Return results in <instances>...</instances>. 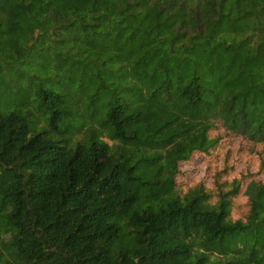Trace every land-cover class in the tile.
Returning <instances> with one entry per match:
<instances>
[{"label":"trees","instance_id":"obj_1","mask_svg":"<svg viewBox=\"0 0 264 264\" xmlns=\"http://www.w3.org/2000/svg\"><path fill=\"white\" fill-rule=\"evenodd\" d=\"M192 256L264 264V0H0V264Z\"/></svg>","mask_w":264,"mask_h":264},{"label":"rangeland","instance_id":"obj_2","mask_svg":"<svg viewBox=\"0 0 264 264\" xmlns=\"http://www.w3.org/2000/svg\"><path fill=\"white\" fill-rule=\"evenodd\" d=\"M37 76H42L41 74L44 73V71H35ZM30 88L32 90H35L39 86V80L37 78H34L30 83ZM31 100H26V103L30 104L29 106V119L32 127H35L37 122L41 119H44L45 115L39 111L37 105L35 102H30ZM45 128V127H41ZM36 129V127L34 128ZM110 220L116 221L119 225L120 231L119 235L113 240L112 244L110 245L111 252H115L117 250H130L133 247L134 244V238L133 233L131 232V226H129L125 220V217H112ZM193 259V256L190 257L188 260H185L182 264H189L191 260Z\"/></svg>","mask_w":264,"mask_h":264}]
</instances>
